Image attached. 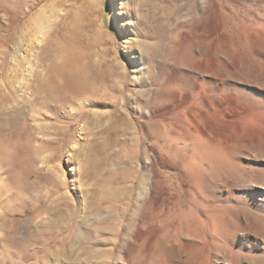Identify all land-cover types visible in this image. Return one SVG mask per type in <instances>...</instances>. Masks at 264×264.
<instances>
[{
  "label": "rangeland",
  "instance_id": "rangeland-1",
  "mask_svg": "<svg viewBox=\"0 0 264 264\" xmlns=\"http://www.w3.org/2000/svg\"><path fill=\"white\" fill-rule=\"evenodd\" d=\"M37 1L0 0L15 17L4 25L0 11V105L23 111L0 145L8 136L33 156L8 166L0 154L19 203L3 218L18 225L1 232L0 264H60L61 236L30 224L46 223L37 214L56 194L45 198L43 177L57 162L81 215L111 205L82 264H264V0ZM68 54L106 76L93 96L51 98ZM75 150L97 176L78 179ZM106 186L125 195L110 204Z\"/></svg>",
  "mask_w": 264,
  "mask_h": 264
},
{
  "label": "bare ground",
  "instance_id": "bare-ground-1",
  "mask_svg": "<svg viewBox=\"0 0 264 264\" xmlns=\"http://www.w3.org/2000/svg\"><path fill=\"white\" fill-rule=\"evenodd\" d=\"M41 1H43V0H38L37 2H41ZM7 10H8V7L6 5H5V7L0 8V11H2V14L6 16V21L4 22V25H6V23H7V25L10 26L13 22V18H15V17L9 16L7 13ZM29 10L30 11L28 13H30L32 10H34V6L31 5L29 7ZM1 20H3V19H1ZM5 37L6 36H4L3 34L0 35V46H6L7 38H5ZM19 49L20 48H18V50ZM1 54L2 53H0V55ZM68 55H70V54H68ZM80 59H79V57H75L74 55L71 57V55H70V57L65 60L64 66L62 65L59 68V70L57 69L58 71L56 70L57 71L56 76L61 78V84L58 86H52L53 91H54V93H52L54 95L53 97H51L52 99L58 100V99H65L68 97L70 99V97L75 98V97H79V96H87L88 97L89 95H92V93L94 92V88H95L93 86L94 82L105 81L106 76H105V78H103V74L94 70L93 66H90V64H88L85 61L83 62ZM149 61H151V60H149ZM56 68H57V66H56ZM2 69H5L6 72L8 71L10 73L13 71V70H9L11 68H8V66L5 64L2 65ZM103 73H106V72H103ZM99 74H101V75H99ZM2 82H3V80L0 82V92L4 89ZM22 115H23V111H22V108L20 107L18 100H16V102L12 103V104H10V102L8 104L3 102V104L0 105V130L4 129L8 125H12V124L16 123L17 120L18 121L21 120V118L23 117ZM77 115H78V113L77 114L72 113V116L75 118ZM54 119L57 120L56 118H54ZM11 134L14 135L15 132L13 131V132H11ZM60 134H62V133L59 132L58 135L60 136ZM66 135L67 134L63 135L62 138L64 139V137H66ZM54 138H56V137H54ZM58 139L59 138L52 140L53 143L56 144L55 149H59L58 142H60L61 138L59 141H58ZM1 142H3V145H0V154L1 155L3 154L2 158H4L6 160V162L8 163V166L12 165V163H18L17 165L20 166V165H23L27 161L26 159H29V161L33 159L32 158L33 156L29 155L28 153H27L28 155L26 154L27 148L23 144H19L17 142L12 141L11 137L7 136V139L2 137ZM7 145L8 146L10 145L11 148L10 149L7 148ZM5 147L9 150H12V149L13 150L6 154L5 153V151H6ZM73 148H74V145H73ZM102 151H103V149H102ZM55 152H56V150L53 153L55 154ZM54 154L51 153L52 157H50L47 154H46L47 156L43 155L42 158L39 160V162L41 161L43 165L45 164V165L49 166V163H52L54 160L58 161L59 156L57 154L56 155H54ZM72 154H73V152H72ZM74 154L75 155H72V157L74 158V164H75L74 169L78 175V179H79V177L80 178H83V177L89 178L91 175L97 176V174H98V170H97V166H96L97 164L95 165V168H96L95 169L94 165L91 164V160H89V159L88 160H82V159L80 160L77 157L80 154V151L75 150ZM27 156H28V158H27ZM29 156L32 159H30ZM2 158H0V161H1L0 164L5 162V161H3ZM71 161H72V159H71ZM93 161H95V160H93ZM6 162L4 163L5 165H6ZM26 163H28V162H26ZM95 163H96V161H95ZM5 165H3V166H5ZM17 165H15V166H17ZM53 167L55 169H53ZM63 169L58 162L55 164V166H52V167L49 166L48 167V169H47L48 173L46 172L47 174H45L43 179H47V182L51 181V183L50 182L49 183L54 187V189L52 190L53 187L47 189L45 191V198H51L53 193L56 194V196L51 200L50 203L48 202L49 204L45 205V207H42L41 210L39 209V212L37 214V217H39V219L41 221H43V220L46 221V223H44V224L40 223L38 225V223H36V221L33 219L30 222V224H34L35 228L41 229L42 231H45L46 233H48V239L50 238V240L61 236L59 238H56L58 240V244H60L58 246H60V248L62 250V254H61V257L59 259L60 264H64L67 262H80L81 263V262H83L82 260H84V259L86 261L90 262L92 260L91 256L93 255V251H92L93 248L91 249V245H92V243L95 242L93 230L97 229L99 231H102L104 228L109 229V226H104V223H103L105 220L108 219L107 215H101V214L103 212H107L108 208L111 205H106V206L100 207V208L98 206V208L95 209L96 205L90 204L87 206L89 208H86L84 210V214L81 215L82 214L81 212L83 211V209H81L80 207L78 208L77 201L75 200V198H72L73 196L72 197L69 196V192L67 191V189L69 188V180L67 179ZM20 170H21V168H20ZM32 171L33 170H30V169L28 171V168H26V170H25V172H28V173H31ZM28 176L29 175L27 174L26 177L28 178ZM79 180H81V179H79ZM5 182L6 181H5L4 177L2 176V172L0 171V191H1V194H0V218L1 219H3V218L5 219V218H8L9 216L13 215L12 209L14 208V206L8 202H10V201H11V203L13 202V204H15V206L17 204H19L17 201V193H15L13 191V193L11 194L12 189ZM30 183H29V185H30ZM49 183H47V184H49ZM141 184L142 183L140 182V185ZM10 186H12V185H10ZM106 187L108 188V191L106 193L104 192L105 194L101 195V196H102V198H106L110 202V204L114 203V199L117 198L118 195H121V194L125 195V193L122 192V189H120V187H116V188H114L113 186L112 187L106 186ZM152 188L153 187L151 185L149 186V185H146V183H144L143 189L145 190L146 195H149L152 193ZM63 190H65V191H63ZM3 195H5V196L2 197ZM98 197H96L97 200H98ZM74 202H76V203H74ZM128 202H129V200H128ZM97 203H98V201L96 202V204ZM35 204H33L32 206H34ZM36 206L37 205H35L34 207H36ZM39 207H40V205L36 209H38ZM33 209H35V208H33ZM20 211L22 212V211H24V209H22ZM49 214H52L53 218H48V216L45 218V216L49 215ZM93 215H94V217H93ZM122 216L123 215H121L120 217H122ZM114 217H116V216H114ZM47 218H48V221H47ZM4 219L0 223V236L1 237L3 235L1 232H4V230H5L4 228L6 226V223L11 228L12 231H15V228L18 225L17 223H13L10 220L4 222ZM52 241H56V240H52ZM77 246L80 247L82 250L80 249L81 252L77 255H74V253H73L74 248ZM55 255L57 256L58 254H55ZM98 256L99 257H105V256H107V253L100 251ZM26 262H27L26 259L14 260V259L10 258L8 261V264H25ZM38 263L55 264V263L51 262V260H46L44 262H38ZM80 263H75V264H80Z\"/></svg>",
  "mask_w": 264,
  "mask_h": 264
}]
</instances>
